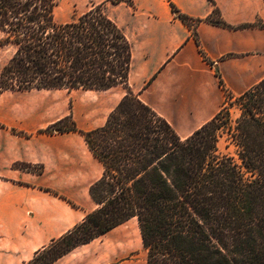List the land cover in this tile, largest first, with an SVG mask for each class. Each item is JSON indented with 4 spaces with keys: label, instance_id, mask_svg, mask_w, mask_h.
<instances>
[{
    "label": "trees",
    "instance_id": "16d2710c",
    "mask_svg": "<svg viewBox=\"0 0 264 264\" xmlns=\"http://www.w3.org/2000/svg\"><path fill=\"white\" fill-rule=\"evenodd\" d=\"M56 6L57 0H0V48L10 51L0 68V92L122 86L125 95L102 127L81 132L102 165L89 187L95 210L28 264H52L130 219L146 264H264V79L233 99L225 92L239 110L233 128L223 106L182 139L129 88L131 44L101 4L65 23L55 21ZM169 6L198 45L193 28L200 20ZM204 21L228 27L216 8ZM224 129L238 162L217 151ZM64 131H77L70 117L43 130Z\"/></svg>",
    "mask_w": 264,
    "mask_h": 264
},
{
    "label": "crops",
    "instance_id": "0c3cea01",
    "mask_svg": "<svg viewBox=\"0 0 264 264\" xmlns=\"http://www.w3.org/2000/svg\"><path fill=\"white\" fill-rule=\"evenodd\" d=\"M130 2L116 4L131 44L128 86L180 138L222 109L225 92L233 99L264 79V29L253 26L264 25L263 0ZM169 2L200 20L193 28L198 45ZM214 8L228 27L204 21ZM124 95L122 86L0 92V264H28L95 210L89 187L102 165L81 132L102 127ZM68 117L77 131L43 132ZM124 223L52 264H146L140 232Z\"/></svg>",
    "mask_w": 264,
    "mask_h": 264
},
{
    "label": "rangeland",
    "instance_id": "374dc122",
    "mask_svg": "<svg viewBox=\"0 0 264 264\" xmlns=\"http://www.w3.org/2000/svg\"><path fill=\"white\" fill-rule=\"evenodd\" d=\"M101 4L102 11L112 19L123 31L121 21V13L118 11L116 4H113L110 0H57V6L54 11V18L57 23H65L74 20L79 15L90 10L96 5ZM124 32V31H123ZM10 56V51L0 48V68L6 62ZM226 104H222L227 107L228 110V122L230 128H233L235 121L239 117V110L234 105V101L226 98ZM236 147L231 141L227 131L224 129L221 131L217 141V151L220 155L231 156L238 162L236 158ZM126 229H136L137 223L135 219H131L123 224ZM145 251V250H144ZM146 253V251H145Z\"/></svg>",
    "mask_w": 264,
    "mask_h": 264
},
{
    "label": "bare ground",
    "instance_id": "6f19581e",
    "mask_svg": "<svg viewBox=\"0 0 264 264\" xmlns=\"http://www.w3.org/2000/svg\"><path fill=\"white\" fill-rule=\"evenodd\" d=\"M137 232L139 233L138 227H137Z\"/></svg>",
    "mask_w": 264,
    "mask_h": 264
}]
</instances>
